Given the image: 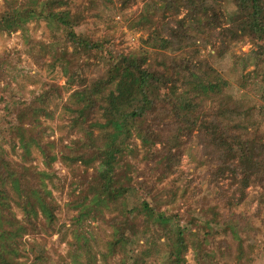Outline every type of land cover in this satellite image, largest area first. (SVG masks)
I'll return each instance as SVG.
<instances>
[{
    "label": "trees",
    "instance_id": "1",
    "mask_svg": "<svg viewBox=\"0 0 264 264\" xmlns=\"http://www.w3.org/2000/svg\"><path fill=\"white\" fill-rule=\"evenodd\" d=\"M117 1L120 9L140 1L127 20L130 29L141 33L138 50H114L108 40L89 42L77 29L86 7L72 11L69 0H46L37 10L0 15V30L8 32L25 31L27 18L44 16L63 30V41L74 52L85 50L107 60L103 73L90 81L76 65L63 67L66 83L77 85L64 102L67 126L77 134L53 139L54 130L45 120L53 117L51 99L62 98L61 86L44 81L30 98L16 99L6 79L11 62L0 53V264H23L18 257L24 235L34 238L42 227L61 233L67 244L65 253L49 264H142L148 250H139L138 240H147L151 223L165 236V248L157 254L160 264H231L218 258L216 250L222 253L227 247V233L242 239L239 232L250 227L234 205L254 199L264 219V129L253 116L254 106L242 95L227 94L228 81L201 57L207 45L221 54L229 40L246 37L252 65L264 64V0ZM227 2L241 15L233 24L223 18ZM35 42L31 51L39 59L42 41ZM189 141L200 146L207 185L216 197L212 205L198 200L187 207L194 219L181 224V212L160 209V194L136 180L153 171L160 182L175 173ZM5 143L13 152L20 149L19 160L9 155ZM32 146L42 155V169L26 163L32 160ZM55 160L67 167L64 206L74 212L66 227L52 225L59 204L47 179L55 172ZM248 186L258 189L249 195ZM10 189L17 195L19 217L11 208ZM111 206L116 212L106 215L102 208ZM97 220L109 233L103 248L90 255L94 236L88 226ZM64 227L70 239L64 237ZM238 247L236 261L244 253L241 241ZM189 250L192 262L186 258ZM45 252L38 247L32 263L45 264Z\"/></svg>",
    "mask_w": 264,
    "mask_h": 264
},
{
    "label": "rangeland",
    "instance_id": "2",
    "mask_svg": "<svg viewBox=\"0 0 264 264\" xmlns=\"http://www.w3.org/2000/svg\"><path fill=\"white\" fill-rule=\"evenodd\" d=\"M46 0H0V15L12 13V11L21 8L36 10L41 3ZM140 1L126 9H120L117 0H69V6L74 11L80 6H85L82 22L77 27L82 35L89 41L108 40L110 47L114 50H138L140 47V31L132 30L127 26V20L135 14L140 6ZM44 13V12H43ZM223 18L228 24H233L241 15L237 12L235 6L231 3H224ZM37 15V14H36ZM26 30L17 29L8 32L5 29L0 30V53L7 55L10 65H7L11 76L6 79L14 89L16 99H28L32 91H36L42 82L52 81L61 86L62 98H52L50 108L53 112L51 119L45 122L50 124L54 132L50 138L74 136L76 129L70 130L67 126L68 110L64 107V102L68 101L71 93L76 89V84L66 83V76L63 67L67 63L76 65L79 74L87 81L99 76L107 67V60L101 56L98 58L94 53L81 50L74 52L69 44L63 41V30L46 20L44 16H30L25 21ZM37 40L42 41L39 48L43 54L39 59H35L31 48L36 46ZM251 43L244 37L241 40H229L223 52L217 54L214 49L207 45L201 52V57L205 59L218 73V75L228 81L226 93L233 97L242 95V98L251 103L253 116L259 121V125L264 129V76L262 75L264 64L252 65L253 58L250 54ZM61 51V55L59 54ZM153 52L150 53V60H154ZM2 108L0 107V114ZM9 151V155L19 160L20 149L16 147L15 151L10 150L9 143L3 144ZM139 147V144H138ZM139 159H136L137 166H143L140 159L141 150L137 151ZM32 160L26 161L35 164L37 169H42V155L35 147H31L30 153ZM54 174L51 179H47V186L51 189L52 195L59 204L55 211V221L52 224L56 227L59 223L68 225L71 215L74 211L67 209L64 202L67 199V184L63 174L67 173V167L59 160L52 163ZM205 164L200 152V146L194 141H189L180 157L178 169L175 173L169 175L165 180L158 182L157 173L150 172L146 178L138 177L136 181H145L144 185L152 192H158L160 209L167 208L168 212L179 211L183 215L180 223L183 224L189 219H194L187 207L194 206L198 200H202L205 205H212L215 202L216 190L207 185V174ZM147 171V170H145ZM173 177V178H172ZM152 181H149V180ZM157 181V182H156ZM258 186H248L247 194H253ZM11 208L19 217L20 208L16 204L17 195L10 189ZM137 200V198H135ZM179 206V207H178ZM121 207V206H119ZM178 207V208H177ZM219 210L221 207H218ZM235 212L242 211L244 217L249 219V226L244 231H240L238 239L226 234L227 247H223V252L216 250V256L221 260L231 264H264V219L263 214L257 212V201L252 199L247 204H235ZM224 212L227 209L222 208ZM102 211L109 215L115 213V207L102 208ZM175 221H171L169 226H174ZM65 238L70 239L71 234L66 228ZM92 231L94 239L90 240V252L103 248L105 238L109 233L107 225L101 221H93L92 226H88ZM61 233L53 232L51 228H41V232L34 238L24 235V240L20 244L21 254L18 257L23 264H33L31 256L38 253V247L44 246L45 264L56 261L59 255L65 253L67 244L60 240ZM246 236V237H245ZM165 236L163 229L158 224L151 223L150 229L146 234V241L142 237L138 240L139 250L147 249L146 257L142 264H160L158 253L165 248ZM217 237H223V234ZM241 241V247L244 250L240 261H236V254L239 252L238 242ZM33 243H36L33 246ZM216 247V246H215ZM97 253V252H96ZM97 259L100 257L97 253ZM188 262H192V254L189 250L186 254ZM117 259V257H114ZM100 261V259H98ZM137 261H141L137 258Z\"/></svg>",
    "mask_w": 264,
    "mask_h": 264
}]
</instances>
